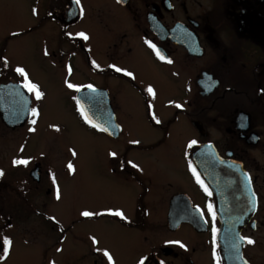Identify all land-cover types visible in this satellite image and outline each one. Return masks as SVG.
<instances>
[{
  "label": "flooded vegetation",
  "instance_id": "flooded-vegetation-1",
  "mask_svg": "<svg viewBox=\"0 0 264 264\" xmlns=\"http://www.w3.org/2000/svg\"><path fill=\"white\" fill-rule=\"evenodd\" d=\"M0 172V264H264V0H0Z\"/></svg>",
  "mask_w": 264,
  "mask_h": 264
},
{
  "label": "rangeland",
  "instance_id": "rangeland-1",
  "mask_svg": "<svg viewBox=\"0 0 264 264\" xmlns=\"http://www.w3.org/2000/svg\"><path fill=\"white\" fill-rule=\"evenodd\" d=\"M20 60L21 62H28L27 58L23 55ZM37 77L39 78V75H37ZM131 134H133L132 128ZM70 139L75 142L77 140L74 136L70 137ZM77 145V150L80 153V157L78 158V156H75L76 160H74L76 161L77 174L74 172L73 175L68 176L66 180L62 181V195H65V197L57 199L51 207V210L54 211L56 218L64 222L69 221L72 215L77 214L78 205L83 194L84 197H86L84 198V201L87 204H91L93 195H103L105 193L103 188L104 185L95 176L86 175L83 179H79V167L88 169L93 162H100L103 160L101 156H96L94 158L93 153L91 152L92 150H90L92 146L99 144H93L92 139V144L77 142ZM82 153H85V157H82ZM30 262L31 259L28 247L16 242L13 253H11L4 264H30Z\"/></svg>",
  "mask_w": 264,
  "mask_h": 264
},
{
  "label": "snow or ice",
  "instance_id": "snow-or-ice-1",
  "mask_svg": "<svg viewBox=\"0 0 264 264\" xmlns=\"http://www.w3.org/2000/svg\"><path fill=\"white\" fill-rule=\"evenodd\" d=\"M118 2H119V0H118ZM76 3L79 4V0H76ZM79 35L82 36L84 39H87V37L83 33H80ZM149 46L152 47V45H149ZM157 55H159L158 52H157ZM161 59H163V57H161ZM170 62L171 61H169V63ZM15 71L18 72V73H20L21 75L25 76V80H27V76L25 75L24 70L22 68H16ZM115 71L120 72L122 70L117 67V68H115ZM125 75H131V73H127L126 72ZM67 86L69 88H72L73 87V85L70 84V83ZM27 87L29 88V91H33V90L36 89V85H34V84H29V85H27ZM89 87H91V86H89ZM148 92L149 93L152 92V89L150 87L148 88ZM40 97H41V93L39 91H36V98L39 99ZM177 107H180V105H177ZM33 114H35V109H33ZM157 123H159V121H157ZM195 143H196L195 141L190 142L189 147H191L192 144H195ZM27 163H28V161L27 160H24V159H18V160H14L13 161V164L14 165H26ZM133 166L135 167V165H133ZM69 167H71V165H69ZM2 174L3 173L0 172V175H2ZM198 182H199V179H198ZM205 191H207V189H205ZM209 211L211 212V205H209ZM111 214L114 215V216H118V217L124 218L123 217V213L120 212V211H115V212H112ZM82 215H84V216H90V215H92V213L84 212V213H82ZM213 232L215 233V229H213ZM240 239L241 240H244L246 238L240 237ZM246 242L248 244H250V245L254 243V241L252 239H250V238H247V241ZM4 244H5V247H4L3 251H4V254L7 255V253H8V247H7V245L9 244V241L5 240L4 241ZM180 246L183 247L182 244ZM104 255L105 256H108V253L105 252ZM109 259H111V257H109ZM141 264H143V262H141Z\"/></svg>",
  "mask_w": 264,
  "mask_h": 264
},
{
  "label": "water",
  "instance_id": "water-1",
  "mask_svg": "<svg viewBox=\"0 0 264 264\" xmlns=\"http://www.w3.org/2000/svg\"><path fill=\"white\" fill-rule=\"evenodd\" d=\"M85 119H86V121L88 122V123H90V124H97L98 123V121H95L91 116H90V114H87L86 112H85ZM218 241H219V244H220V246H222V234H221V232H219V234H218Z\"/></svg>",
  "mask_w": 264,
  "mask_h": 264
}]
</instances>
